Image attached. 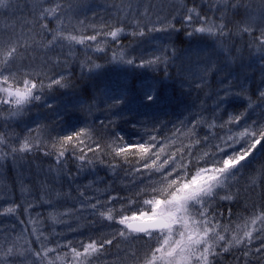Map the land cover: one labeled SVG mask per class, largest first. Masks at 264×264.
I'll return each mask as SVG.
<instances>
[{"label":"trees","instance_id":"16d2710c","mask_svg":"<svg viewBox=\"0 0 264 264\" xmlns=\"http://www.w3.org/2000/svg\"><path fill=\"white\" fill-rule=\"evenodd\" d=\"M222 1L53 0L41 7L60 3L64 6V15L58 13L56 18L40 21L48 24L50 34L44 37L37 35L39 26L31 23L33 17L29 14L39 0H9L8 7L0 8V35L7 36L15 24L16 32L23 31L29 42L34 36L47 44L58 25L64 35L77 37L91 36L93 26L99 29L105 24L128 30L118 38L119 44L107 37L106 42L101 40L99 45H90V42L70 45L62 41L54 49L29 50L24 64L46 87L39 93L41 101L25 107L21 116L12 120L0 117V137L4 138L3 147L6 148L3 171L0 172V254L9 247L24 250L29 245L33 252L42 251L31 234L33 220L39 222L35 226L42 228L50 239L54 233L58 234L45 245L48 248L55 247L57 242L87 241L89 236L111 238L118 232L121 226L101 218L93 220L87 212L76 211L80 207V193L84 192L86 197L100 195L102 199H107V195L130 197L144 184L136 183L139 177L131 176L126 163L115 171L107 166L114 162L109 149L104 150L103 157L88 152L89 146H95L94 141L107 144L117 132L128 142H135L146 131H157L161 138L173 137L175 133L170 140L172 152L209 135L208 125L213 122L219 125L228 119V114H243L239 127L232 128L231 133L218 127L212 129L216 138L210 139L209 144H216L218 137L226 133L238 135L253 122L257 129L264 127V102L258 98L259 91L264 89V49L253 43L254 36L240 33L237 27L251 28L258 36L264 30V0ZM193 6L211 23L225 24V32L230 35L196 33L189 37L186 33L191 28L181 22L175 23V27L181 29L179 32H148L145 28L143 36H134L132 33H138L140 29L128 26L134 21L147 24L149 20L154 22L165 16L166 22H174L173 16L179 8ZM117 7L124 10L117 13ZM129 7L131 12H127ZM26 21L29 26L23 27ZM153 26L161 25L147 24V27ZM194 26H200L199 22ZM157 37L161 39L159 43L154 42ZM97 46L105 50L93 51ZM122 52L125 59L136 58L137 64L141 58H150L151 54L165 53L168 59L167 63L158 66L137 67L113 59L114 54L119 56ZM60 77L64 78L63 86L47 87L50 78ZM125 88L126 101L119 109L112 108L110 98ZM223 89L228 90V103L218 109L220 97L225 96ZM146 93H151L154 99H145ZM80 128L91 133V138L81 137L85 141L81 147L87 153V159L94 162L81 165L72 158L70 148L69 154L57 162L56 152L52 150L53 140ZM26 137L35 145L47 146L52 154L44 155L41 147H35L31 152L17 153L15 158L8 155L13 147L19 148ZM207 151L209 145H202L195 149L194 155L202 157ZM139 159L138 155L129 156L133 165ZM199 166L206 165L201 163ZM158 178L153 176V180ZM105 190L107 195H104ZM224 195H231L233 199L220 200L219 197ZM10 207L16 211L7 213L5 210ZM115 207L119 208L120 204ZM261 209H264V148L258 146L244 167L227 181L225 189L218 192L210 215L215 214L221 223H228L230 210L234 228L237 223H243V218L250 219ZM249 227L259 229L264 225L258 222ZM143 244L142 240L117 238L108 250L111 254L94 264H133L127 253L137 249L142 252ZM78 250L82 251V248ZM65 251L68 250L50 253L48 259L63 256ZM233 254L239 253L233 250V253L218 257L219 264H234ZM32 259L26 253L25 256L6 257L5 264H31Z\"/></svg>","mask_w":264,"mask_h":264},{"label":"snow or ice","instance_id":"6c2138e0","mask_svg":"<svg viewBox=\"0 0 264 264\" xmlns=\"http://www.w3.org/2000/svg\"><path fill=\"white\" fill-rule=\"evenodd\" d=\"M52 2L53 0H39V3L29 13L33 17L31 23L39 26L40 31L37 35L42 37L50 33L48 24L40 23V21H46L50 17L56 18L58 13L64 15V6L60 3H55L53 7H41L44 3ZM8 6L9 0H0V8ZM123 10L122 7L116 9L117 13ZM131 11L129 7L127 12ZM12 14L15 15V10ZM166 20L165 16L164 19L158 18L154 22L151 20L147 22V24L161 25L160 27H147V24L139 21H134L128 26L140 29L138 33L135 31L132 33L134 36H143L145 28L148 32L168 34L179 32L181 29L176 28L175 23L181 22L182 25L191 28V31L186 33L189 37L196 33H207L212 36L230 35V32H225V24L211 23L206 16L200 15L195 6L186 9L179 8L173 16L174 22H166ZM195 22H199L201 26L193 28L192 25ZM28 26L26 21L23 27ZM237 27L240 33L254 36L253 43H257L260 49H264V30H261L257 36L251 28ZM11 29L7 36L0 35V107L7 105L11 116L19 114L25 105L41 101L42 97L39 93L46 87L42 79L34 76L28 70L29 66L24 64V59L30 49L39 47L54 49L62 41H67L70 45L73 43L83 45L88 42L90 45H99L101 40L106 42L107 37H111L113 42L119 44L118 37L124 31V27L105 24L99 29L93 26L94 34L91 36L77 37L64 35L58 25L57 29L51 33L52 39L44 44L43 39L38 41L34 36L29 42L23 31L16 32L15 24L11 26ZM104 50L99 46L93 49V51ZM166 51L167 49L165 53ZM165 53L151 54L148 59L141 58L138 64L136 58L125 59L123 52L119 56L114 54L113 59L118 63L137 67L158 66L161 63H167L168 58ZM63 79V77L50 78L47 87L63 86ZM126 91L125 88L119 95L110 98L112 108L119 109L122 102L126 101ZM223 91H225V96L220 97L216 105L218 109L221 105L228 103V90L223 89ZM258 98L264 102V89L259 91ZM145 99L152 101L154 96L146 93ZM48 107L51 108L52 105L49 104ZM242 118L243 114H228V119L219 125L215 122L208 125L209 135L202 139H194L192 143L172 152L170 149L173 145L170 140L176 135L175 133L173 137L161 138L157 131H146L135 142H128L123 135L117 132L112 135L107 144L102 145L94 141L95 146H89L88 152L103 157L104 150L109 149L114 162L107 166L115 171L121 164L126 163L131 176L139 177L136 183L144 184V187L130 197L107 195V190L104 193L107 199H102L100 195L86 197L84 192L80 193L78 198L80 207L76 211L87 212L93 220L101 218L110 224L115 223L121 226L118 232L111 238L93 239L89 236L87 242L84 240L57 242L55 247L48 248L45 245L51 243L58 234L54 233L53 238L50 239L44 235L42 228L35 226L39 222L33 220L31 234L35 236V242L41 245L42 251L33 252L30 245L24 250L9 247L6 252L0 254V264H5L6 257L25 256L26 253L33 257L31 264H44L46 260L47 264H56L57 261H61V264H94V261L105 260L107 255L111 254L108 250L117 238H123L125 241H144L141 246L142 252L137 249L127 253L133 264H219L217 258L223 257L226 253H233V250L239 253L232 256L234 264H264V227L259 229L249 227V224L255 226L258 222L264 225V209L259 210L258 214L254 213L250 219L243 218V223H237L234 228L231 225L230 210L228 223H221L215 214L210 215L218 192L225 188L227 181L240 168L244 167L245 162L254 154L258 146L264 148V127L257 129L256 122L247 126L238 135L226 133L218 137L216 144H209L210 139L216 138L212 129L218 127L221 130L227 129L231 133L232 128L239 127ZM195 127H197L196 122L193 123V128ZM29 136H31V130ZM82 136L91 138V133L86 128H80L58 140H53L52 150L56 152L57 162L69 154V148L72 158L78 160L81 165L94 162L87 159V153H84L81 147L85 144V141L81 140ZM242 140L243 146L241 145ZM3 143L4 138L0 137V144ZM57 145H59L58 151L56 150ZM202 145H209V151L205 152L202 157H196L195 149ZM35 147H41L44 155L52 154L47 150V146L35 145L30 138L26 137L20 147H13L8 155L15 158L17 153L25 154ZM130 155L140 157L136 165L130 163ZM4 158H6L5 154L0 153V159ZM201 163L206 166H199ZM153 176L159 178L153 180ZM145 180L148 181L147 184L144 183ZM142 197L146 198L141 199ZM219 199L231 201L233 197L224 195ZM117 203L120 204L119 208L115 207ZM102 209L105 211H101ZM5 211L13 213L16 209L10 207ZM70 214L64 213L63 215ZM238 219L241 218L238 217ZM81 248L82 251L78 250ZM61 249L68 251H65L63 256L48 259L50 253L59 252Z\"/></svg>","mask_w":264,"mask_h":264},{"label":"rangeland","instance_id":"374dc122","mask_svg":"<svg viewBox=\"0 0 264 264\" xmlns=\"http://www.w3.org/2000/svg\"><path fill=\"white\" fill-rule=\"evenodd\" d=\"M222 2H225L224 0L222 1ZM221 2V3H222ZM201 26V25H200ZM194 27H199V26H194ZM128 33V30L127 29H124V31L120 34V36H123V35H125V34H127ZM201 34V33H200ZM120 36L118 37V38H120ZM111 38V37H110ZM161 41V39H160V37H157V38H155L154 39V42H156V43H159ZM37 102H32V103H30V104H28V105H25L24 107H23V109L25 108V107H29V106H33V105H35ZM23 109L19 112V114H17V115H15V116H11L10 115V112H9V107L7 106V105H4V106H2L1 108H0V117L1 118H3V119H6V118H9L10 120H12V119H16L17 117H19V116H21V114H22V112H23ZM6 151V148H4L3 147V144H0V153H4ZM4 160L5 159H0V172H2L3 171V168H2V166H3V163H4ZM225 189V188H224ZM223 189V190H224ZM222 190V191H223ZM241 235H242V233H241ZM85 242H87V241H85Z\"/></svg>","mask_w":264,"mask_h":264}]
</instances>
